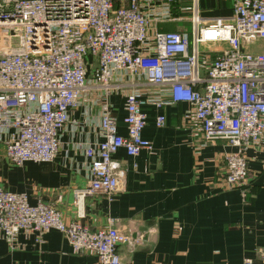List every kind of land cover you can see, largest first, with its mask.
Segmentation results:
<instances>
[{
    "label": "built area",
    "instance_id": "built-area-1",
    "mask_svg": "<svg viewBox=\"0 0 264 264\" xmlns=\"http://www.w3.org/2000/svg\"><path fill=\"white\" fill-rule=\"evenodd\" d=\"M227 2L230 16L203 22L198 0H0V144L10 164L51 163L60 148L59 133L73 111L97 106L102 141L88 144L83 156L89 176L72 191L73 221L39 198L0 186V238L10 249L18 234L40 236L55 230L74 254L91 253L98 264H124L117 248L140 245L142 238L119 232L110 221L90 230L80 220L85 203L111 197L119 188L123 150L135 158L151 151L142 137L146 107L184 103V118L200 136V145L223 141L234 151L224 155L222 185L247 184L245 153L264 142V53L242 46L264 41V0ZM190 23V35L182 23ZM180 25L164 30L162 26ZM223 43L213 58L201 46ZM166 87L168 100L161 98ZM123 99L121 122L111 96ZM165 124L157 115L155 127ZM261 164L264 167V145ZM242 264H253L245 260Z\"/></svg>",
    "mask_w": 264,
    "mask_h": 264
},
{
    "label": "crops",
    "instance_id": "crops-1",
    "mask_svg": "<svg viewBox=\"0 0 264 264\" xmlns=\"http://www.w3.org/2000/svg\"><path fill=\"white\" fill-rule=\"evenodd\" d=\"M198 12L203 22L227 18L231 13L227 2L215 0H198ZM181 26L169 24L161 29ZM226 48V44L217 43L203 45L201 51L213 58ZM245 51L264 53V41L257 52ZM160 93L168 100L166 87L160 88ZM108 102L117 118L118 133L123 135V99L113 95ZM189 109L184 103L160 110L145 108L142 137L150 142L151 151L142 150L135 158L123 150L113 155L120 164L119 188L109 198H88L80 223L97 230L111 221L128 237L140 236V245L117 248L124 264H242L245 260L264 264V142L245 153V187L227 189L222 185L223 157L234 148L223 141L201 146L196 128L184 118ZM97 114V106L70 113L77 127L67 125L61 130L59 152L51 163L26 162L16 167L2 149L0 186L9 192L26 193L31 205L41 198L55 205L65 222L73 221L76 208L72 191L82 187L89 176L83 148L102 141ZM159 114L164 115L165 124L156 128ZM39 239L36 242L34 235L18 234L10 249L0 238V264H98L94 254H74L55 230Z\"/></svg>",
    "mask_w": 264,
    "mask_h": 264
},
{
    "label": "rangeland",
    "instance_id": "rangeland-1",
    "mask_svg": "<svg viewBox=\"0 0 264 264\" xmlns=\"http://www.w3.org/2000/svg\"><path fill=\"white\" fill-rule=\"evenodd\" d=\"M180 25H183V27L186 28L187 32L190 35V28H191L192 25L189 22L188 23H184V24H180ZM262 42L263 41H258V42H255L254 44L253 43L250 44L249 46L244 45V46H242V48H244V49H246V50H248L250 52L251 51L257 52L259 50ZM2 149H3V146H2V144H0V158H1V156H3V150Z\"/></svg>",
    "mask_w": 264,
    "mask_h": 264
}]
</instances>
